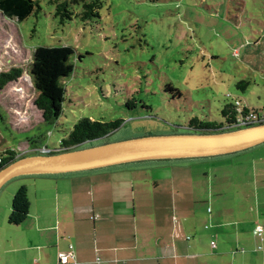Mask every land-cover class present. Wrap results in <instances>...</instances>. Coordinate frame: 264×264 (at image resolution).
<instances>
[{
  "label": "rangeland",
  "instance_id": "obj_1",
  "mask_svg": "<svg viewBox=\"0 0 264 264\" xmlns=\"http://www.w3.org/2000/svg\"><path fill=\"white\" fill-rule=\"evenodd\" d=\"M38 1L40 11L23 23L0 15V73L23 71L21 79L0 90L1 152L11 148L18 159L45 149L56 152L82 118L122 122L117 131L81 145L87 149L147 134L182 133L195 117L221 122L222 108L236 100L264 116V0H103L100 19L86 22L74 17L64 24L49 0ZM40 48L71 51L62 115L54 124L45 123L33 104L37 92L30 68L32 53ZM254 150L264 155V146ZM230 159L186 161L191 162L189 178L183 183L192 181L189 189L177 183L184 171L145 172L130 178L135 193L151 198L156 180L160 190L169 191L175 177L173 193L192 199L195 209L206 205L208 193L216 198L220 181L227 184L223 198L238 196L247 204L252 201L247 195L257 190L262 201L258 167L234 160L226 168L219 165ZM167 177L172 182L159 180ZM55 184L33 176L8 181L0 192V235H16L23 225L8 223L20 187H27L30 201L37 196L40 205L51 208L59 192ZM175 218L180 222L181 214L175 213ZM262 247L254 255L258 264H264V243Z\"/></svg>",
  "mask_w": 264,
  "mask_h": 264
},
{
  "label": "crops",
  "instance_id": "obj_2",
  "mask_svg": "<svg viewBox=\"0 0 264 264\" xmlns=\"http://www.w3.org/2000/svg\"><path fill=\"white\" fill-rule=\"evenodd\" d=\"M258 147L227 156L230 161L219 165L226 168L232 160L251 162L264 184V155L254 150ZM237 155L242 159L235 158ZM186 161L192 159L130 163L72 177H40L59 187L55 204L51 208L40 205L37 196L34 203L30 201V214L16 235H0V264H63L61 256L71 246L74 258L69 264H258L254 255L263 251L258 246L264 242L255 229L264 227V198L261 201L257 190L247 195L252 199L247 204L238 196L228 200L230 196L222 197L228 195L227 184L220 181L216 198L208 193L206 205L197 209L192 199L175 196V177L173 182L169 177L159 179L172 182L169 191L160 190L156 180L151 198L135 193L130 176L145 172L173 175L184 171L177 183L181 189L193 187L192 181L183 183L189 178L191 162ZM138 209H151L152 213H138ZM178 212L181 221L175 222Z\"/></svg>",
  "mask_w": 264,
  "mask_h": 264
},
{
  "label": "trees",
  "instance_id": "obj_3",
  "mask_svg": "<svg viewBox=\"0 0 264 264\" xmlns=\"http://www.w3.org/2000/svg\"><path fill=\"white\" fill-rule=\"evenodd\" d=\"M40 2L41 1L38 0H0V15H2L6 20L16 21L17 23H23L33 14H36L40 11ZM103 3V0H49L48 4L54 6L55 17L60 19L61 24H64L67 21H72L74 17H80L82 21L86 22L100 19V9L102 8ZM70 57L71 51L68 48H61L55 50L40 48L32 53V66L30 68V76L34 83V88L37 92V98L33 101V104L35 108L41 113V118L45 123L54 124L57 119L62 115L61 105L63 101H65V89L63 87V80L66 78L67 74L70 72L71 69ZM22 76L23 71L20 68H12L6 73L1 72L0 90L4 89L8 84L17 82L19 79L22 78ZM241 83L244 84L245 87L248 86V82L246 81H242ZM221 116L223 118V121L221 122L210 120L200 121L198 117H195L191 121H189L186 131L182 133L181 131H176L171 135L212 134L218 132L223 133L229 130L235 131L240 128L251 127L258 123H264V116L258 110L247 108V106L242 105V102L239 100H236L234 104L230 103L224 106L221 110ZM250 116H252L251 123H247L244 126H239L241 119H245ZM121 124V121L100 122L82 118L74 125L71 132L61 140L59 152H70L74 150L83 149L81 147L82 144L84 145L85 143L104 138L115 130L117 131L120 128ZM145 136L150 137L157 135L147 134ZM49 154L54 155L56 153L52 151L49 152ZM35 155L38 154L36 153ZM227 156L230 157V155H223L215 158H205L204 160H218ZM0 158L2 160V163H0V170L5 168L7 165H10L14 161L19 160L17 152L11 148L6 149L3 152L0 151ZM169 161L178 160H158L145 162L156 163ZM70 175L73 174L53 176L44 175L34 177L51 178L63 176L67 177ZM29 198L30 197L27 187H20V189L15 194L12 200V213L8 217V223L10 225H14L16 227L22 225L25 222L28 215L30 214L31 202ZM257 236L259 241L263 243L264 234L261 238L259 237V235ZM259 248L263 250L262 246H258V249Z\"/></svg>",
  "mask_w": 264,
  "mask_h": 264
},
{
  "label": "water",
  "instance_id": "obj_4",
  "mask_svg": "<svg viewBox=\"0 0 264 264\" xmlns=\"http://www.w3.org/2000/svg\"><path fill=\"white\" fill-rule=\"evenodd\" d=\"M264 145V123L212 134L145 136L87 149L42 153L14 161L0 170V190L14 178L69 175L158 160H190L233 155Z\"/></svg>",
  "mask_w": 264,
  "mask_h": 264
},
{
  "label": "built area",
  "instance_id": "obj_5",
  "mask_svg": "<svg viewBox=\"0 0 264 264\" xmlns=\"http://www.w3.org/2000/svg\"><path fill=\"white\" fill-rule=\"evenodd\" d=\"M251 119H252V116H250V117H248V118H245V119H241V120H240V123H239V126H244V125L247 124V123H248V124L251 123ZM43 152H44V153H49L50 150L45 149V150H43ZM43 152H42V153H43ZM0 163H2L1 158H0ZM255 232H256V234L259 235V237L261 238V237H263V234H264V228H263L262 226H260V225H257V226H256V229H255ZM261 241H262V239H261ZM212 247L215 248V243H212ZM72 248H73V246H71V247L69 248L70 252H68L66 255H63V254H62V256H61V262H62L63 264H69L70 261L74 258V256H73L72 253H71ZM259 250H261V248H259ZM72 264H76V263L73 262Z\"/></svg>",
  "mask_w": 264,
  "mask_h": 264
},
{
  "label": "clouds",
  "instance_id": "obj_6",
  "mask_svg": "<svg viewBox=\"0 0 264 264\" xmlns=\"http://www.w3.org/2000/svg\"><path fill=\"white\" fill-rule=\"evenodd\" d=\"M55 151H57V150H55Z\"/></svg>",
  "mask_w": 264,
  "mask_h": 264
}]
</instances>
